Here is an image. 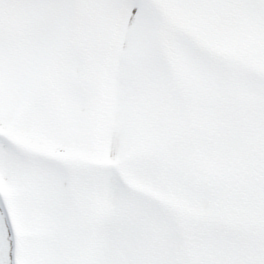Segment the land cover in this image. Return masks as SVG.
Here are the masks:
<instances>
[{"label": "snow or ice", "instance_id": "obj_1", "mask_svg": "<svg viewBox=\"0 0 264 264\" xmlns=\"http://www.w3.org/2000/svg\"><path fill=\"white\" fill-rule=\"evenodd\" d=\"M0 264H264V0H0Z\"/></svg>", "mask_w": 264, "mask_h": 264}]
</instances>
